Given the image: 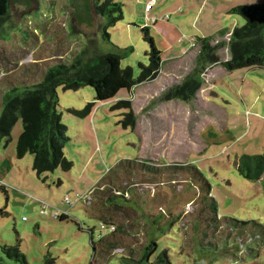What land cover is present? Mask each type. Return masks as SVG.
Instances as JSON below:
<instances>
[{
    "label": "rangeland",
    "instance_id": "rangeland-1",
    "mask_svg": "<svg viewBox=\"0 0 264 264\" xmlns=\"http://www.w3.org/2000/svg\"><path fill=\"white\" fill-rule=\"evenodd\" d=\"M35 1L39 7L21 18L10 6L9 15L2 23L0 79L4 74L21 72L28 63L37 60L54 64L61 56L75 55L84 42L91 48L98 45L103 53H126L121 66L132 68L138 81L142 66L151 64L145 27H149V38L155 40L157 49L165 53L160 56V71L164 75L153 81L156 84L140 87L152 82L143 83L129 93L124 92L115 102L96 101L95 91L90 87L77 92L58 90L57 110L70 138L64 152L74 164L68 172L59 168L39 177L33 168L32 155L17 159L16 144L23 132L22 120L13 129L9 144L0 139L1 264L21 263L5 253L6 247L18 248L27 264H128L121 251L106 260L99 253L90 229L96 230L97 242L100 233L104 235L103 219L93 215L92 208L77 197H85L104 177L113 181L126 167L119 163L126 161H150L159 167L192 164L213 186L221 217L254 220L264 225V177L261 181L245 179L237 166L244 156L264 153V70L221 72L220 65L208 67L202 75L205 82L202 98L188 102L163 100L170 88L181 84L197 69V51L192 50V41L198 37L220 38L223 30L243 27V17L224 13L221 5L213 1L208 4L215 13L207 9L202 16L195 17L187 3L190 1L199 7L203 0H157L150 13L146 11L147 0H114L122 5L124 20L109 30L110 43H106L101 37L98 16H95L96 31L86 36L72 23L75 9L70 0ZM240 1L232 7L255 5L262 0ZM165 16L169 19L162 21ZM152 18L162 22L156 27ZM30 31H36L38 38L32 37ZM228 54L224 48L219 57L226 62ZM177 58L184 62L183 71L188 75L183 76L175 63H168ZM217 73L222 74L213 77ZM31 79L30 76L28 80ZM0 86V90H5L3 84ZM15 88L22 90L25 86ZM6 94L0 92V118ZM119 100L135 102L133 110L138 117L135 128L123 125L128 110H114ZM88 104L95 106L86 118L79 119L68 112L84 111ZM138 181L130 198L141 213L159 216L166 227L172 221L171 214L192 210V202L198 197L196 188L184 178L174 182L170 177L154 183ZM66 198L71 205L65 202ZM56 213L69 218L60 221L54 218ZM198 230L190 229L188 234L177 228V237L161 238L157 254L145 264H153L165 250L172 264H264V254L259 260L236 263L226 259L229 253L225 251L217 255L204 252L198 245L194 250H186L182 238L190 235V239L195 238L199 243Z\"/></svg>",
    "mask_w": 264,
    "mask_h": 264
},
{
    "label": "trees",
    "instance_id": "trees-1",
    "mask_svg": "<svg viewBox=\"0 0 264 264\" xmlns=\"http://www.w3.org/2000/svg\"><path fill=\"white\" fill-rule=\"evenodd\" d=\"M13 1L0 0V28L9 15ZM73 1L70 0V3L76 8L74 15L79 22L92 26L93 11L101 19L103 41L110 43L109 30L124 20L122 5L114 0H93V3L91 0H81V3L78 1L79 4ZM229 13L243 17L245 25L233 31H221L220 38H196V46L192 50L197 51V69L186 76L181 84L170 88L163 100L188 102L196 99L205 85L202 75L208 67L220 65L227 72L239 69L264 70V0L255 5L234 7ZM143 32L147 34L150 43L151 64L148 67L142 66L138 81L134 78L132 68L124 69L121 66L126 53H103L98 45L91 48L84 42L82 49L74 52L75 55L61 56L54 64L37 60L28 63L21 72L3 75L0 84H3L5 90L0 92L5 91L7 94L3 97L0 139L9 144L13 129L22 120L23 132L16 144L17 159L32 155L33 168L39 177L59 168L65 172L73 168V162L66 158L64 152L70 138L68 127L63 124L57 110L58 90L77 92L90 87L95 91L96 101L115 102L121 93H129L137 85L156 80L161 73L162 53L157 49L155 40L149 38V28H143ZM31 36L38 38L36 31L31 32ZM224 48L228 49L230 55L226 62L219 57V52ZM30 76L31 81L28 80ZM30 82L32 84H28ZM16 85L25 88L17 89ZM93 106L95 104H88L84 111L71 109L68 112L73 117L83 119L92 113ZM114 110H128L123 125L133 128L137 126L138 117L133 110L132 101L119 100L115 103ZM150 163L144 160L120 162L119 164L127 167L120 175L117 173L113 181L104 177L100 184L88 192L89 199H81L86 207L92 208L93 215L103 219L101 229L104 235L101 232L97 242L96 230L90 229V232L93 245L97 244L99 253L105 260L115 257L121 251L125 255L123 260L128 264L150 263L159 250L160 239L177 237V228H182L188 234L191 233L190 229H199V243L195 242V238L190 239V235L182 238L181 242L186 250H194L198 245L204 252L217 255L225 251L229 253L226 259L236 263L259 260L263 256L264 225L254 220L240 221L221 217L218 201L213 195V186L199 168L192 164L159 167ZM237 166L245 179L261 181L264 177V153L254 157L244 156ZM164 177H170L173 182L184 178L196 188L198 195L192 202V210L185 214L170 215L172 221L167 227L164 221L159 220L162 219L159 216L141 213L129 196L140 182L138 180L154 183ZM54 218L66 221L69 215L58 214ZM154 233L157 234L155 238ZM4 251L16 262L27 264L18 248L6 247ZM153 264H172L169 252L165 250L160 253Z\"/></svg>",
    "mask_w": 264,
    "mask_h": 264
},
{
    "label": "crops",
    "instance_id": "crops-1",
    "mask_svg": "<svg viewBox=\"0 0 264 264\" xmlns=\"http://www.w3.org/2000/svg\"><path fill=\"white\" fill-rule=\"evenodd\" d=\"M209 1H213V2H216L217 4H220L221 5V8H222V11L224 12V13H226V14H229V11H230V9L231 8H233L232 7V5H234V4H237V5H239L240 3H241V1L240 0H203L200 4H198V6L199 7H195L194 6V4L193 3H190V1H188V3H187V6L188 7H190L191 8V11H192V15H194L195 17H198V16H202L203 15V13H204V11L205 10H209V11H211V12H216V10L213 8V7H211V6H209ZM156 3H157V0H156ZM176 4H173V6H175ZM235 7V6H234ZM195 8V9H194ZM194 9V10H193ZM181 10V9H180ZM178 11V9H175L174 11H178L179 13L181 12V11ZM150 13V12H149ZM153 19V18H152ZM157 19V18H156ZM162 21H166V20H162ZM160 19H158V21L155 23V24H153L154 26H158L159 25V23L160 22H162ZM149 28V27H148ZM172 28H176L175 26H173ZM185 51V50H184ZM183 51V52H184ZM189 52L190 51H188L187 53L189 54ZM165 53H162V55H164ZM184 54H185V52H184ZM182 58V57H181ZM181 58H177V59H175V60H173V61H168V63H175L176 64V67H178L177 69L182 73V75L183 76H186V75H188V74H186L184 71H183V68H184V62H181L179 59H181ZM230 59V55L228 54V58H227V60H229ZM184 65V66H183ZM221 68V67H220ZM187 69H188V67H187ZM227 72L224 68H222L221 69V72ZM250 71H252V70H250ZM254 71V70H253ZM220 74H222V73H217V74H215V75H213V77L214 76H219ZM162 75H164V74H162V73H160V75L159 76H162ZM153 84H156V82L154 83V82H152L151 84H147V85H143V86H140V87H144V86H148V85H153ZM204 90V88H202V90L197 94V96H196V98H197V100L199 99V98H202V97H200V96H202V91ZM123 93H121V95H122ZM205 96V95H204ZM120 98V97H119ZM132 101V100H131ZM133 103V108H134V106H135V102L133 101L132 102ZM169 104H172V103H170L169 102ZM146 108V107H145ZM149 108V107H148ZM187 109V108H186ZM144 110H148L147 108L146 109H144ZM153 110H150L149 111V115H152V114H150L151 112H152ZM148 112V111H147Z\"/></svg>",
    "mask_w": 264,
    "mask_h": 264
},
{
    "label": "water",
    "instance_id": "water-1",
    "mask_svg": "<svg viewBox=\"0 0 264 264\" xmlns=\"http://www.w3.org/2000/svg\"><path fill=\"white\" fill-rule=\"evenodd\" d=\"M80 2L81 0H74L73 2ZM93 3V0H91ZM79 2L77 4H79ZM72 6H74L72 4ZM38 4L35 0H30L28 2H23V0H14L11 4L12 11L21 18L23 15L31 13L33 10H36L38 8ZM74 8V7H73ZM93 13V20H92V26H89L88 24H81L78 20V18L74 15L76 14V8L75 13L72 15V23L75 26V28L82 34L88 36L89 33H93L96 31V23H95V14Z\"/></svg>",
    "mask_w": 264,
    "mask_h": 264
},
{
    "label": "built area",
    "instance_id": "built-area-1",
    "mask_svg": "<svg viewBox=\"0 0 264 264\" xmlns=\"http://www.w3.org/2000/svg\"><path fill=\"white\" fill-rule=\"evenodd\" d=\"M156 5V0H147V2H146V11H147V13H149V12H151L152 10H153V8H154V6ZM169 19V16H165L164 18H163V20H168ZM158 21V19H156V18H153V19H151V22L154 24V23H156ZM195 46H196V43L194 42V40L192 41V45H191V48H195ZM78 197V199H86V198H88L89 199V194H87L85 197H81V196H77ZM65 202L67 203V204H72L71 203V201L69 200V199H66L65 200ZM56 216H58V214L56 213L55 214V217Z\"/></svg>",
    "mask_w": 264,
    "mask_h": 264
}]
</instances>
